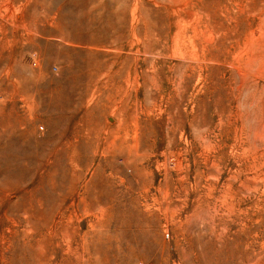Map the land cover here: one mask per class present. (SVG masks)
Returning <instances> with one entry per match:
<instances>
[{
  "label": "rangeland",
  "instance_id": "1",
  "mask_svg": "<svg viewBox=\"0 0 264 264\" xmlns=\"http://www.w3.org/2000/svg\"><path fill=\"white\" fill-rule=\"evenodd\" d=\"M264 264V0H0V264Z\"/></svg>",
  "mask_w": 264,
  "mask_h": 264
},
{
  "label": "built area",
  "instance_id": "2",
  "mask_svg": "<svg viewBox=\"0 0 264 264\" xmlns=\"http://www.w3.org/2000/svg\"><path fill=\"white\" fill-rule=\"evenodd\" d=\"M135 264H138V263H135Z\"/></svg>",
  "mask_w": 264,
  "mask_h": 264
}]
</instances>
